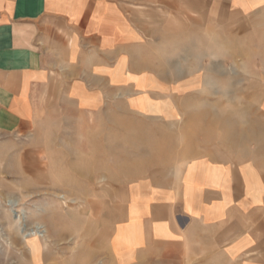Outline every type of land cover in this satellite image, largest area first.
<instances>
[{"label":"crops","instance_id":"crops-1","mask_svg":"<svg viewBox=\"0 0 264 264\" xmlns=\"http://www.w3.org/2000/svg\"><path fill=\"white\" fill-rule=\"evenodd\" d=\"M198 18L238 21L239 46H264V0H0V194L8 140L56 91L96 105L109 93L126 114L186 130L202 93L169 86L152 55L199 46ZM247 130L222 146L206 130L175 168L130 184L107 264H264V123Z\"/></svg>","mask_w":264,"mask_h":264},{"label":"rangeland","instance_id":"rangeland-1","mask_svg":"<svg viewBox=\"0 0 264 264\" xmlns=\"http://www.w3.org/2000/svg\"><path fill=\"white\" fill-rule=\"evenodd\" d=\"M194 21L199 46H160L152 55L153 69L169 86L184 82L202 93L189 104L200 114L188 117L186 130L126 114V101L109 93L96 105L56 91L30 130L8 140L1 156L0 264H107L130 184L175 168L193 151V139L208 137L206 130L222 146L230 128L248 133L253 123H264L257 98L264 46H239L238 21ZM8 197L19 206H7ZM26 225L49 238L24 237Z\"/></svg>","mask_w":264,"mask_h":264},{"label":"bare ground","instance_id":"bare-ground-1","mask_svg":"<svg viewBox=\"0 0 264 264\" xmlns=\"http://www.w3.org/2000/svg\"><path fill=\"white\" fill-rule=\"evenodd\" d=\"M7 206H11V207H15V206H19V200L12 198V197H8L5 201ZM12 214V213H11ZM15 218V217H14ZM24 221V220H23ZM19 226V225H18ZM17 228V227H16ZM41 227H34L33 229L28 228L27 225L22 229V232L24 234V237H27L29 235L37 237V238H43V239H48L49 235L48 232L45 230L40 231ZM2 229L0 228V235L1 234ZM4 242V241H3ZM7 242V241H6ZM9 243V242H7ZM11 244V243H10ZM2 250V249H1Z\"/></svg>","mask_w":264,"mask_h":264}]
</instances>
